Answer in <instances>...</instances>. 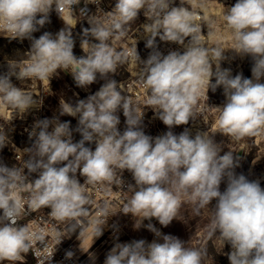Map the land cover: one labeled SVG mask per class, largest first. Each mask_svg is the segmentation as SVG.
Here are the masks:
<instances>
[{
  "label": "clouds",
  "instance_id": "obj_1",
  "mask_svg": "<svg viewBox=\"0 0 264 264\" xmlns=\"http://www.w3.org/2000/svg\"><path fill=\"white\" fill-rule=\"evenodd\" d=\"M99 4L100 0H90ZM173 0H116L106 19H90V28L83 31L81 48L85 55L73 54L74 40L71 28H64L55 36L45 32L39 38L32 34L43 27L53 4L57 12L63 7L72 8L78 0H0V31L11 39H31L29 60L24 67H13L0 76V105H8L21 114L36 105L33 95L15 86L10 77L48 79L58 70L71 68L78 87L84 88L97 79V73L107 82L94 95L79 100L75 106L63 102L61 114L78 116L82 139L73 143L70 122L38 121L30 132L35 137L27 151L30 159L24 166L8 167L0 164V262L15 264L23 260L38 242L44 243L43 229L32 231L18 226L23 215L50 208L49 216L72 221L75 232L79 217L89 214L90 198L87 186L105 182L122 185L115 179V169H127L135 185L124 208L125 214L138 217L136 226L143 220L155 218L168 226L176 218L184 194L196 204V213L208 207L214 199L208 235L219 234L223 242L231 245L230 264H264V189L258 182H250L244 175H236L238 166L232 152L220 155L221 149L203 132L191 137L185 130L179 135L168 131L152 138L141 129L143 114H139L129 97L114 79L117 67L129 58V53L111 47L112 39L127 35V26L134 22L140 10L151 24L144 26L148 35L146 47L153 48L157 36L161 41L174 42L185 47L181 54L172 51L162 55L158 51L143 62L139 74L142 85L148 89L147 106L169 129L186 125L195 116L202 88L215 91L223 87L226 102L216 107L218 125L223 134L239 140L264 130V0H237L224 12L227 28L236 42V53L250 55L254 61L252 78L233 77L229 69L220 68L224 59L220 47L209 49L200 41L201 25L197 14L188 7H170ZM186 0H181V4ZM203 8V3L198 5ZM39 17V18H38ZM91 36L98 41L90 43ZM187 44L185 39L189 38ZM137 61L136 51L131 54ZM215 65V70H213ZM18 69V71H17ZM215 77V83H211ZM123 110L126 130L121 134L116 114ZM54 127L49 131V126ZM36 129H39L37 132ZM95 142V150L85 143ZM5 146V136L0 135V148ZM66 162V163H65ZM63 164V166H59ZM29 173L38 178L31 183L27 202H22L17 189L24 186ZM77 174L84 178L81 183ZM227 178V187L220 184ZM108 203L98 209V219L93 222V237L102 235V225L107 221ZM7 222V223H6ZM157 237L162 234L152 224L147 225ZM163 243L144 240L117 243L107 254L104 264H204L206 251L189 248L171 235L162 236ZM71 258L73 253L67 252Z\"/></svg>",
  "mask_w": 264,
  "mask_h": 264
},
{
  "label": "rangeland",
  "instance_id": "obj_2",
  "mask_svg": "<svg viewBox=\"0 0 264 264\" xmlns=\"http://www.w3.org/2000/svg\"><path fill=\"white\" fill-rule=\"evenodd\" d=\"M175 3L181 4V0H174ZM237 0H186L184 6L197 8L202 11L204 20L201 27L200 41L203 46L212 49L220 47L224 51V59L220 61V68L229 69L233 77L240 74L244 78L246 65L249 62L247 55L238 54L233 50L235 48V40L232 32L227 28L224 12L234 6ZM116 0L112 1L115 6ZM203 3L204 7L198 5ZM152 21L142 16L141 11L134 22L127 26V35L123 38L110 41L111 47L118 52L129 53L133 47L137 48L144 39V31L141 26L151 24ZM73 25V23H72ZM68 21L57 14L48 15V20L43 27L38 26V31L32 34L33 38H39L45 32L55 36L64 28H71L72 38L74 40L73 54L79 58L85 53L81 48V41L85 38L83 31L89 28L85 23L77 22L74 27ZM90 43H96L95 39L88 36ZM138 40L135 44V41ZM32 40L30 39V47L23 46L16 40L4 37L0 34V76L7 75L10 72V65L13 67H24L29 60ZM28 49L26 52L25 50ZM251 67L248 72V79L252 78V67L254 61L250 56ZM136 65L130 63L129 59L117 67L115 74H110L108 79H114L119 82L126 77ZM215 70V65H213ZM18 71V69H17ZM48 79L26 78L18 80L14 75L10 77L11 82L22 91L33 95V99L37 102L35 106L30 107L26 112L20 113L17 109L0 105V135L5 136V146L0 148V164L12 167L10 162L9 145L11 142L16 145H23L28 142L26 134L22 131L23 124L26 121L34 119L44 120L56 117L63 122H70L71 126L76 125V136L79 141L82 136L77 128L79 127V117L61 114V104L67 102L73 106L79 100H86L89 96L94 95L107 82L105 78H101L97 73V79L91 85L81 88L78 87L72 77L71 68L58 70ZM215 83V77L211 80ZM261 82H264L262 77ZM207 93L211 98V108L194 118H190L186 125L168 127L163 135L168 131L179 135L187 130L191 137H195L198 132H203L209 138H212L221 149L220 155L226 152H232L236 166L233 171L236 175H244L250 182H258L264 189V130L258 134L245 136L239 140L232 136L223 134L218 125L219 112L216 107H222L226 102L223 87H218L213 91L210 87ZM3 107V108H2ZM21 114L22 119H18L17 115ZM35 114V115H34ZM86 146V145H85ZM227 187V178L225 177L220 184V191L223 192ZM181 206L179 207L176 218H174L168 226H163L158 220L152 218L145 219L139 227L136 226L138 217H134L131 213L125 214L124 208L126 204L112 213L113 224L103 236H100L87 246V242H83L88 247L89 255L84 260L85 264H100L106 260L108 249L121 243L124 240L139 241L144 240L146 243L150 240L153 231L147 227L152 224L162 236L171 235L181 240L185 246L194 249L206 251L204 264H230L228 256L232 251L228 242H223L219 234L209 237V226L212 219V209L215 207L216 200L211 201L208 207L200 210L199 215L196 213V204L189 196L180 195ZM93 235V228L83 230L81 239L86 236ZM162 236L158 237L157 242L163 243ZM93 237V236H92Z\"/></svg>",
  "mask_w": 264,
  "mask_h": 264
},
{
  "label": "built area",
  "instance_id": "obj_3",
  "mask_svg": "<svg viewBox=\"0 0 264 264\" xmlns=\"http://www.w3.org/2000/svg\"><path fill=\"white\" fill-rule=\"evenodd\" d=\"M112 1L113 0H100L99 4H96L91 3L90 0H78V3L76 5H73V9L67 7L61 8L60 14L57 12L55 4H53L48 15L54 13L64 19L65 17L70 16L74 20V23L71 27H74L77 22H81L85 23L90 28L91 18L95 17L97 20L106 19L105 13L112 11L114 8V6L112 5ZM181 6L188 7L175 3L174 0L170 5V7ZM191 9L194 13L197 14V23L200 24L202 27V23L204 20L202 11L197 8ZM140 11L142 16L146 17L144 14V10L142 9ZM145 25L141 26L142 31H144ZM0 34L4 37L9 36V34L4 31H0ZM143 35L144 39H142V43L139 44L137 48L133 47L129 51V62L134 63L136 67L126 77L117 82V84L118 90L120 87L122 91V95L129 97L132 101L133 106L137 109L138 113L143 114L141 120V129L143 130V132L146 135L155 138L158 136H162L167 126L164 125V123L158 118L157 113L150 106H147L149 91L142 85L141 80L139 78V74L141 72V68L143 67V62L148 59L150 54H153L156 51H158L162 55H167L172 51H178L182 54L185 51V47L174 42L161 41L159 39V36H157L154 47L148 48L146 47V43L149 37L145 32ZM14 40H16V42H18L19 44H22L23 46L30 47V39L28 38H25L23 40L17 38ZM189 40L190 37L186 38L185 44H187ZM137 41L138 40L135 41V44ZM135 49L138 53L139 61H137L131 55ZM25 51L27 52L28 49H26ZM210 108L211 98L207 93V88L205 87L201 89L198 104L195 108V115L205 113ZM116 114L119 116L120 119V123L117 125V129L122 134L127 128L126 117L124 116L122 109H118ZM17 118L22 119L23 116L21 114H18ZM38 121H41V119L26 121V123L23 124L21 132H24L28 138V142L26 144L16 145L13 142L10 143L8 150L10 153V162L12 167L22 168L24 166V162L30 159L31 154L27 151V149L32 147L35 141V137L30 138L29 134ZM49 121L61 122L56 117H54L53 119H49ZM53 127L54 124L50 123L49 131H51ZM75 128L76 125L74 127L70 125L73 143L79 142V137L75 135ZM36 131L38 132L39 129H36ZM85 145L86 147H90L93 151L95 150V142H86ZM59 166H63V164ZM24 174L27 176V181L24 186L17 189V193L21 197L22 202L26 203L27 198L29 196V189L31 188L30 182H33L35 179H37L39 174L38 172L29 173L26 168H24ZM77 178L80 180L81 183L84 182V178L79 176V174H77ZM115 179H121L123 182L122 185L118 186L113 183L105 182L103 184H98L95 186H87V194L91 201L90 204L87 206L89 208V214L87 216H82L78 218L79 224L75 232L70 230V226L73 223L72 221L61 222L50 217V208H41L36 212H30L27 209V205H25V210L26 212H28V214L23 215L22 218L17 221V225H26L29 230L32 231H39L40 229H43L44 234L46 236V241L44 243L38 242L37 245H34L28 253L23 254L22 261H17L15 262V264H23L28 257L31 260V264H84L75 239L80 235V233L84 229L91 227L93 228V222L96 221L99 216L98 209L103 206L105 202H107L109 205V217L107 218L106 223L101 226L102 235L100 236H103L114 222L112 219V213L118 210L119 208L123 207L132 196V192L128 191L129 185H135V180L133 178L132 173L127 169L121 170L119 168H116ZM2 214L3 211L0 210V215ZM157 240L158 237L155 235V233H152L150 240L146 244H150L153 241L157 242ZM132 242L133 241L124 240L120 244ZM113 247L114 246L110 247L108 249V252H110ZM69 251L73 253L71 258H68L66 255ZM0 264H10V262L3 261L0 262Z\"/></svg>",
  "mask_w": 264,
  "mask_h": 264
},
{
  "label": "crops",
  "instance_id": "obj_4",
  "mask_svg": "<svg viewBox=\"0 0 264 264\" xmlns=\"http://www.w3.org/2000/svg\"><path fill=\"white\" fill-rule=\"evenodd\" d=\"M82 234H83V231L80 233V235L75 239V242L79 248V251L81 253V258L83 260V263L85 264L84 260L87 258V256L89 255V251L88 250V244H90V242H93V240H96L97 238L99 237H90V236H86L84 237L83 239H81L82 237ZM87 242V246H84L83 245V242ZM109 253V252H108ZM105 260H103V262H101L100 264H104ZM51 264V263H49Z\"/></svg>",
  "mask_w": 264,
  "mask_h": 264
},
{
  "label": "trees",
  "instance_id": "obj_5",
  "mask_svg": "<svg viewBox=\"0 0 264 264\" xmlns=\"http://www.w3.org/2000/svg\"><path fill=\"white\" fill-rule=\"evenodd\" d=\"M247 57L249 58V62H248L247 65H246V70H245L244 78H247V76H248V72H249V69H250V67H251L250 55H247ZM23 264H31V260H30V258L28 257V258L26 259V261H25Z\"/></svg>",
  "mask_w": 264,
  "mask_h": 264
},
{
  "label": "bare ground",
  "instance_id": "obj_6",
  "mask_svg": "<svg viewBox=\"0 0 264 264\" xmlns=\"http://www.w3.org/2000/svg\"><path fill=\"white\" fill-rule=\"evenodd\" d=\"M65 19H66V20L68 21V23H70L71 25H72V23H74L73 18L70 17V16L65 17ZM2 108H3V107H2Z\"/></svg>",
  "mask_w": 264,
  "mask_h": 264
}]
</instances>
